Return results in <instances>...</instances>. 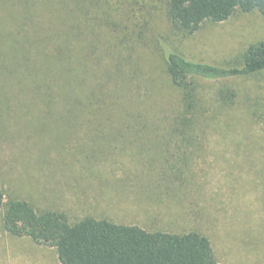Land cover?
Returning a JSON list of instances; mask_svg holds the SVG:
<instances>
[{
	"label": "rangeland",
	"instance_id": "obj_1",
	"mask_svg": "<svg viewBox=\"0 0 264 264\" xmlns=\"http://www.w3.org/2000/svg\"><path fill=\"white\" fill-rule=\"evenodd\" d=\"M166 5L110 0L87 15L76 12L73 86L79 99H58L57 88L45 99L47 90L34 91L0 58L5 201L65 212L71 223L93 217L147 231H196L211 240L219 264H264V73L203 81L197 129L185 136L175 125L180 90L165 67L170 50L228 65L264 41V15L237 12L186 36L173 29ZM28 6L0 0V27L24 22ZM226 86L238 93L230 107L216 102ZM4 211L0 264H61L54 248L6 232Z\"/></svg>",
	"mask_w": 264,
	"mask_h": 264
},
{
	"label": "trees",
	"instance_id": "obj_2",
	"mask_svg": "<svg viewBox=\"0 0 264 264\" xmlns=\"http://www.w3.org/2000/svg\"><path fill=\"white\" fill-rule=\"evenodd\" d=\"M24 1L29 6L40 2L45 6H28L23 11L27 18L24 22L0 27V45L4 42L6 47L0 58H6L11 73L15 71L20 80L26 79L34 91L47 90L45 99L54 95L53 88L59 91L55 94L58 99H79L74 97L73 86L76 12L87 15L90 7L101 9L110 0ZM254 11L264 15V0H167L166 5L173 29L186 36L199 31L204 23H219L237 12ZM48 16L53 20L45 22ZM34 17L40 20H31ZM165 67L172 85L180 90L183 104L175 119L176 131L186 136L197 129L202 82L233 81L264 73V41L249 46L228 65L190 60L170 50L165 56ZM237 99V91L226 86L218 91L216 102L230 107ZM250 113L257 115L256 106ZM3 207L6 232L54 248L61 264H219L211 240L196 231H147L137 225L93 217L71 223L62 211H37L25 200L11 199L6 203L0 187V211Z\"/></svg>",
	"mask_w": 264,
	"mask_h": 264
}]
</instances>
